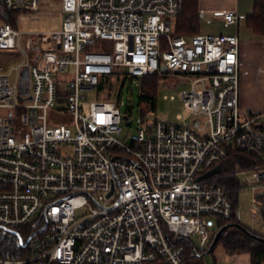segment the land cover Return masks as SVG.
Wrapping results in <instances>:
<instances>
[{"label":"built area","instance_id":"obj_1","mask_svg":"<svg viewBox=\"0 0 264 264\" xmlns=\"http://www.w3.org/2000/svg\"><path fill=\"white\" fill-rule=\"evenodd\" d=\"M61 4L60 29L0 26V52L22 59L0 63V227L32 232L25 247L19 241L26 255L0 264H207L220 221L234 216V193L264 190V111L241 108L240 38L178 34L185 0ZM168 74L193 82L183 92L187 120L146 117L123 138L131 117L102 98V79ZM91 93L102 97L88 103ZM235 150L259 164L203 178ZM255 202L264 215V194Z\"/></svg>","mask_w":264,"mask_h":264},{"label":"rangeland","instance_id":"obj_2","mask_svg":"<svg viewBox=\"0 0 264 264\" xmlns=\"http://www.w3.org/2000/svg\"><path fill=\"white\" fill-rule=\"evenodd\" d=\"M62 0H41V9L33 12H20L18 16L19 28L26 31H48L60 29L65 15L62 12ZM6 52H2L0 57L1 64H8L7 67H14L22 62L18 56L8 61L6 60ZM120 87V86H119ZM118 87V89H119ZM193 87V82L185 78L183 74L175 75L168 74L161 76L156 93V109L152 108L150 103H142L140 80L138 78L127 80L120 93L114 97L115 101H119L124 115L128 114L131 119L123 124V138L133 135L143 128L142 124L143 111H148V121L161 119L173 123H184L187 120V110L183 100V92L190 90ZM116 93L114 90L113 95ZM107 93L103 94L106 97ZM94 93L89 95V101L100 100ZM244 99L249 103L250 107H244ZM241 108L243 112H262L264 108V89L256 91H248L241 93ZM181 116L184 119H181ZM244 180L246 176H241ZM264 194V190H254L252 187H246L238 195V218L243 225L250 230L264 236V215L262 214L263 206L255 202ZM257 209L259 214L254 217L253 210ZM231 255L223 245H219L214 253L206 254L207 264H230L228 256ZM201 260L202 258H198ZM195 262L196 259H190Z\"/></svg>","mask_w":264,"mask_h":264},{"label":"trees","instance_id":"obj_3","mask_svg":"<svg viewBox=\"0 0 264 264\" xmlns=\"http://www.w3.org/2000/svg\"><path fill=\"white\" fill-rule=\"evenodd\" d=\"M20 12H12L7 10L3 3H0V21L3 24H11L15 28H19L18 16ZM199 21L198 12V0H185L184 11L179 17L178 34L190 35L192 37L196 35L195 27H197ZM249 26L259 35H264V0H256L255 11L248 17ZM160 76H147L140 78L141 88V101L142 103H150V111L156 109V93L160 81ZM126 79L107 77L102 79L100 84V90L107 91V98H113L120 93V90L124 87ZM120 86V87H119ZM119 87V89H118ZM114 90L116 93L113 95ZM148 111H143V118L147 117ZM128 115V114H127ZM259 164L257 158L253 155L235 150L231 156L221 163L223 173H231L242 167H252ZM231 189L238 187L239 181L235 178H231L226 181ZM238 193H234L235 200V212L234 216L229 221H220L218 229L230 225L229 229L223 234L218 244L212 248L215 236L212 240L210 249L206 254H212L215 252L219 245H223L224 248L231 254L235 253H248L251 257L252 264H264V242L259 241L254 235L262 236L241 223L238 218ZM244 226L246 228L243 229ZM254 234V235H253ZM32 235L25 228L16 229H4L0 227V257L8 256H20L26 255V251L19 248L20 238L27 241ZM264 237V236H262ZM195 253V252H194ZM188 254H193L192 249L188 250Z\"/></svg>","mask_w":264,"mask_h":264},{"label":"crops","instance_id":"obj_4","mask_svg":"<svg viewBox=\"0 0 264 264\" xmlns=\"http://www.w3.org/2000/svg\"><path fill=\"white\" fill-rule=\"evenodd\" d=\"M255 6L256 0H198L199 21L195 27L196 34L234 35L240 38L241 93L264 89V35L256 33L248 24V17L254 13ZM219 12H235L238 19L230 24L217 15ZM2 24L0 21V26ZM5 55L6 60H12V52H6ZM244 107H250L245 99ZM228 258L230 264H252L248 253L239 252Z\"/></svg>","mask_w":264,"mask_h":264},{"label":"water","instance_id":"obj_5","mask_svg":"<svg viewBox=\"0 0 264 264\" xmlns=\"http://www.w3.org/2000/svg\"><path fill=\"white\" fill-rule=\"evenodd\" d=\"M125 118H126V120H128L129 119V117L128 116H125ZM222 171V167L219 165V166H217L215 169H213V170H211L210 172H208L207 174H205L204 176H203V178H208V177H211V176H213V175H215V174H218V173H220ZM231 226V224L230 225H227V226H225V227H223L222 229H220L218 232H217V235H216V237H215V240H214V243H213V246H212V248L213 247H215L217 244H218V242L220 241V239H221V237L223 236V234L229 229V227ZM238 226H240V227H242L243 229H245L246 230V228L244 227V226H241V225H238ZM36 234H34V236H35ZM254 235V234H253ZM259 241H261V242H264V237H262V236H259V235H254ZM26 245H25V243H24V240L22 239V238H20V247H25Z\"/></svg>","mask_w":264,"mask_h":264}]
</instances>
